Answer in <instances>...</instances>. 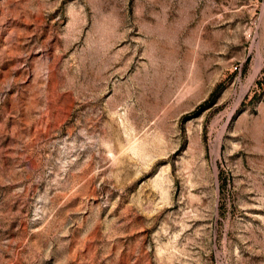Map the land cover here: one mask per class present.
Segmentation results:
<instances>
[{"label": "rangeland", "instance_id": "374dc122", "mask_svg": "<svg viewBox=\"0 0 264 264\" xmlns=\"http://www.w3.org/2000/svg\"><path fill=\"white\" fill-rule=\"evenodd\" d=\"M0 264H264V0H0Z\"/></svg>", "mask_w": 264, "mask_h": 264}]
</instances>
